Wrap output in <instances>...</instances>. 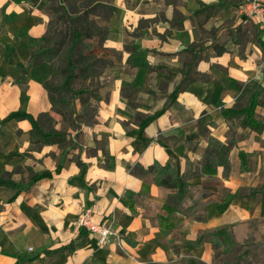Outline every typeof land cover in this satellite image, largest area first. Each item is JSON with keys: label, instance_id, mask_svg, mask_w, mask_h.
<instances>
[{"label": "crops", "instance_id": "crops-1", "mask_svg": "<svg viewBox=\"0 0 264 264\" xmlns=\"http://www.w3.org/2000/svg\"><path fill=\"white\" fill-rule=\"evenodd\" d=\"M244 1L105 0L115 10L96 51L114 64L99 80L97 122L70 147L31 151V120L12 115L52 111L51 64L32 59L49 0H0V264H264V36L242 24ZM241 85L261 93V129L219 112L236 105ZM205 112L216 124L202 135ZM210 135L231 145L229 177L218 166L189 178L168 235L160 215L173 190L131 167L194 172ZM194 205L201 219L187 214ZM87 209L116 232L104 246L79 225Z\"/></svg>", "mask_w": 264, "mask_h": 264}, {"label": "trees", "instance_id": "trees-1", "mask_svg": "<svg viewBox=\"0 0 264 264\" xmlns=\"http://www.w3.org/2000/svg\"><path fill=\"white\" fill-rule=\"evenodd\" d=\"M38 2V0H34ZM115 10L114 6L105 0H49L46 7L51 17L47 33L38 50L33 52L32 59L35 64L48 61L51 64L52 77L45 83L52 102V111L41 112L37 117L28 112H16L12 115L17 119H30L32 122L31 151H40L44 145L58 144L62 147L73 145L75 139H80L85 125H94L97 122L100 96V77L113 66L114 61L100 55L96 47L104 48V42L109 29L101 24L108 20ZM224 49L218 50L223 52ZM186 84L184 85V87ZM183 87V88H184ZM239 96L235 106L220 109L226 120L234 122L244 116L245 125L261 129L263 125L256 119V108L261 101V93H252L247 86L238 87ZM178 91H175L173 98ZM149 117L142 124L149 123ZM212 116L205 112L200 117V131L207 135L209 125L214 126ZM210 147L205 153V159L196 171L187 170L180 175L175 165H165L156 162L149 167L140 164L131 167V172L139 176L153 175L154 182L170 188L164 207L168 216L160 215L163 231L170 234L179 219L175 212H185L183 201L188 192V179L192 176L217 174L218 166H224L225 177H229L231 160L229 150L231 145L225 144L212 135L209 136ZM30 154V152H28ZM78 164L85 171L86 163L76 158ZM193 167L194 163L188 160ZM7 173H4V176ZM1 182H4V180ZM129 194V193H128ZM133 194V193H131ZM198 205L188 209L187 214H197ZM215 237V235H214ZM212 238L214 245L216 241ZM63 249V248H61Z\"/></svg>", "mask_w": 264, "mask_h": 264}, {"label": "built area", "instance_id": "built-area-1", "mask_svg": "<svg viewBox=\"0 0 264 264\" xmlns=\"http://www.w3.org/2000/svg\"><path fill=\"white\" fill-rule=\"evenodd\" d=\"M240 10L243 18L242 24H258L264 36V0H245ZM91 212V209H87L79 216V225L96 234L98 236V244L104 246L111 237L115 236L116 232L112 230L111 225L108 223L100 224L95 222Z\"/></svg>", "mask_w": 264, "mask_h": 264}, {"label": "rangeland", "instance_id": "rangeland-1", "mask_svg": "<svg viewBox=\"0 0 264 264\" xmlns=\"http://www.w3.org/2000/svg\"><path fill=\"white\" fill-rule=\"evenodd\" d=\"M97 49H99L100 53L103 52V49H100V47H96Z\"/></svg>", "mask_w": 264, "mask_h": 264}]
</instances>
